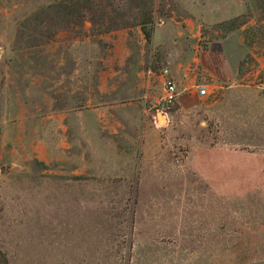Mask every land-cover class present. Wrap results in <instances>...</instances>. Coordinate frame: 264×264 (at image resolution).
I'll list each match as a JSON object with an SVG mask.
<instances>
[{"label": "rangeland", "instance_id": "rangeland-1", "mask_svg": "<svg viewBox=\"0 0 264 264\" xmlns=\"http://www.w3.org/2000/svg\"><path fill=\"white\" fill-rule=\"evenodd\" d=\"M230 33L264 79V0H0V264H264V123L189 96Z\"/></svg>", "mask_w": 264, "mask_h": 264}, {"label": "crops", "instance_id": "crops-1", "mask_svg": "<svg viewBox=\"0 0 264 264\" xmlns=\"http://www.w3.org/2000/svg\"><path fill=\"white\" fill-rule=\"evenodd\" d=\"M155 34L156 29L152 32L153 40ZM235 36L237 35L230 33L220 42H209L208 50L203 51L198 58L203 72L201 78L205 80L203 85L206 95L211 94L212 97L209 106L213 108L209 107V114L213 118L218 134L215 145L235 143L230 140L234 127L246 128L249 127V123H255L259 119L264 123V79L259 78L257 71L253 73L238 71L247 49L242 39ZM169 75L176 87L172 75ZM193 80L195 78L191 77L188 82L192 83ZM178 83L181 84L180 79ZM189 96L194 98L199 94L195 89ZM238 101L242 104L239 107L235 106V102ZM241 107L246 110L245 115L240 114ZM222 160L224 164L219 167L223 168L220 174H227V156L223 155ZM261 160L259 166L264 172V156Z\"/></svg>", "mask_w": 264, "mask_h": 264}, {"label": "built area", "instance_id": "built-area-1", "mask_svg": "<svg viewBox=\"0 0 264 264\" xmlns=\"http://www.w3.org/2000/svg\"><path fill=\"white\" fill-rule=\"evenodd\" d=\"M160 73L162 77V94L157 104L159 105L160 112L163 115L164 114L166 115L167 113L166 111L169 109L171 105H173V103L176 100L177 90L172 78L168 73L167 68H162ZM196 92L199 95L207 94L204 85L197 87Z\"/></svg>", "mask_w": 264, "mask_h": 264}, {"label": "trees", "instance_id": "trees-1", "mask_svg": "<svg viewBox=\"0 0 264 264\" xmlns=\"http://www.w3.org/2000/svg\"><path fill=\"white\" fill-rule=\"evenodd\" d=\"M143 25H144V22L140 21V28H141V31H142V33L144 35V38H145L146 41H149L150 36H151V31L145 30Z\"/></svg>", "mask_w": 264, "mask_h": 264}]
</instances>
